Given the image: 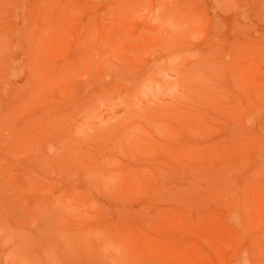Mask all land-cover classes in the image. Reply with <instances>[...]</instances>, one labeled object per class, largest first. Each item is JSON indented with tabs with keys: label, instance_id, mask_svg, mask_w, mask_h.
Masks as SVG:
<instances>
[{
	"label": "rangeland",
	"instance_id": "rangeland-1",
	"mask_svg": "<svg viewBox=\"0 0 264 264\" xmlns=\"http://www.w3.org/2000/svg\"><path fill=\"white\" fill-rule=\"evenodd\" d=\"M0 264H264V0H0Z\"/></svg>",
	"mask_w": 264,
	"mask_h": 264
},
{
	"label": "bare ground",
	"instance_id": "bare-ground-1",
	"mask_svg": "<svg viewBox=\"0 0 264 264\" xmlns=\"http://www.w3.org/2000/svg\"><path fill=\"white\" fill-rule=\"evenodd\" d=\"M18 55H19V54H18ZM8 59H9V58H8ZM14 59H15V58H14ZM7 64H8V62H7ZM8 67H9V66H8ZM8 67H7V68H8ZM9 68H12V66L9 67ZM9 68H8V69H9ZM9 70H10V72H11V71H14L13 68H12V70H11V69H9ZM8 73H9V72H8ZM12 73H13V72H12ZM15 73H16V72H15ZM258 120H259V119H258ZM251 127H252V126H251ZM235 164H236V163H235ZM240 164H241V163H240ZM227 166H228V165H227ZM223 167H224V165H223ZM229 167H230V165L228 166V168L226 167V170L230 169ZM226 170H225V172H226ZM219 171H220V170H219ZM225 172H223V174H224ZM227 172H230V170L227 171ZM227 172H226V173H227ZM229 174H230V173H229ZM229 174H228V175H229ZM226 178H227V177H226ZM247 179H248V178H247ZM223 181H224V180H223ZM227 182H228V181H227ZM229 182H230V181H229ZM229 182H228V184L231 183V182H230V183H229ZM231 185H232V183H231ZM228 186H229V185H228ZM225 188H226V187H225ZM227 188H228V187H227ZM230 188H231V187H230ZM226 191H227V190H226ZM233 192H234V190H233ZM222 194H223V193H222ZM230 195H231V194H230ZM219 198H220V197H219ZM224 198H225V196H224ZM224 198H223V199H224Z\"/></svg>",
	"mask_w": 264,
	"mask_h": 264
}]
</instances>
